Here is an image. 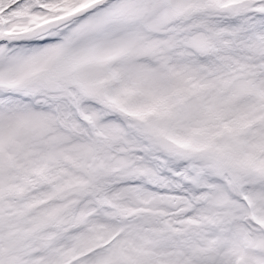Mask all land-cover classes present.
Instances as JSON below:
<instances>
[{"label": "snow or ice", "instance_id": "1", "mask_svg": "<svg viewBox=\"0 0 264 264\" xmlns=\"http://www.w3.org/2000/svg\"><path fill=\"white\" fill-rule=\"evenodd\" d=\"M0 264H264V0H0Z\"/></svg>", "mask_w": 264, "mask_h": 264}]
</instances>
